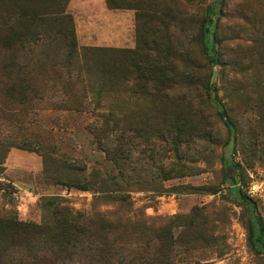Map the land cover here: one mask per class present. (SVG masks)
Instances as JSON below:
<instances>
[{
    "label": "rangeland",
    "instance_id": "rangeland-1",
    "mask_svg": "<svg viewBox=\"0 0 264 264\" xmlns=\"http://www.w3.org/2000/svg\"><path fill=\"white\" fill-rule=\"evenodd\" d=\"M216 2L119 0L122 8L110 9L106 0H69L65 12L73 20L81 68L93 61L103 70L120 65L123 60L114 50L130 52L129 57L135 50L156 57L140 42L144 30L146 38L147 31L156 29L158 37L152 39L161 46L156 67L164 98L129 78L110 82L99 70L90 77L84 71L79 86L88 104L78 111L62 107L63 97H50L49 84L40 83L48 90L42 99L33 97L37 101L25 116L28 145L34 151H0V217L40 225L51 218L45 202L57 199L62 206L98 214L103 221L126 222L138 215L147 227L166 225L177 239L175 264H264V256L248 242L249 210L228 182L238 178L247 185L246 192L252 182L262 183L264 189V0H227L221 20L213 18L210 38L217 33L220 44L215 46L225 67L211 66L200 36L201 23ZM150 5L162 6L154 9L163 12L161 22L139 18ZM2 13L0 6V26ZM68 50L62 36H42L17 53L20 70L38 74L51 69V61H66ZM0 57H5L1 49ZM219 109H226L236 127L235 144L228 145ZM94 110L114 115V173L118 181H129L124 190L132 211L97 199L101 194L96 186L89 191L66 189L47 178L95 182L94 173L111 164L87 128ZM43 150L61 161L46 173ZM63 162L77 171L68 173ZM254 202L264 221V198ZM19 242L24 245L21 257L28 240ZM37 252V263L59 264L56 258L45 261L48 253ZM90 263L81 255L62 264Z\"/></svg>",
    "mask_w": 264,
    "mask_h": 264
},
{
    "label": "trees",
    "instance_id": "trees-1",
    "mask_svg": "<svg viewBox=\"0 0 264 264\" xmlns=\"http://www.w3.org/2000/svg\"><path fill=\"white\" fill-rule=\"evenodd\" d=\"M68 2L69 0H1L4 24L0 26V49L5 57H0V83L3 87L0 97H4L0 100L2 103L0 104V151L4 148L34 151V148L28 145L30 140L29 135L25 133V116L33 102L37 101V98L42 99L48 90L44 89L45 87L40 83L49 84V91L52 92L50 97H57V95L63 97L62 107L68 106L78 111L85 109L88 104L86 92L79 86L82 84L84 71L90 77L93 72L99 70L110 82L118 81L119 78L121 80L129 78L137 85L151 88L160 99L164 98L165 88L160 86L161 70L156 67L161 46L158 40L152 39L158 37L156 29L147 31L146 38L143 37L144 30L140 38L143 46H147L151 52H156V57L145 56L136 50L132 53L134 56L129 57L130 52L114 50L111 52L119 54L118 58L120 61L121 58L123 60L120 65L118 63L114 66L110 65L103 70L98 68L97 64L94 66L93 61L88 62L86 68H81L78 66L77 58L79 57L73 20L65 12ZM106 2L110 9L122 8L117 4L119 0H106ZM226 2L227 0H217L216 4L209 8V14L200 26L201 43L212 67L226 66L220 59L219 51L216 50L215 45L220 44L217 33L214 34V38H210L213 18L217 17L218 22L221 20ZM150 6L143 9V14L139 15V18H144L147 23L161 22L163 12L156 13L155 10L162 9V6ZM55 33L62 36L64 43L68 46L69 54L66 61L62 63L57 60L51 61L52 63L49 64L51 69L38 74L21 71V62L17 53L23 50L26 44H34L40 37H51ZM148 39L151 41L149 42ZM94 51L96 50L86 52ZM91 59L89 60L92 61ZM133 71L136 72L133 73ZM218 115L227 128L228 145L235 144L238 135L228 112L226 109H219ZM93 116L94 120L87 128L108 157L106 161L111 164L103 166V169L94 173L97 176L95 182L48 176L47 178L52 181V185L63 186L66 189L89 191L96 186L101 194L97 199L113 201L121 209L132 211L129 195L124 190V185L129 186V181L128 179L125 182L118 181L114 173L116 164L114 115L111 112L94 110ZM41 153L44 157L46 173L60 159L49 157L45 150ZM128 155L129 152L126 149L124 158L126 162ZM73 166L64 163L63 169L68 173L77 171V168ZM231 166L236 167L233 164ZM223 167H228L225 159ZM3 173L4 168L0 167V179ZM228 182L249 210L248 242L254 251L264 256V221L257 212L256 203L247 195V185H243L241 180L235 178L233 182ZM0 190H4L1 184ZM45 206L52 211L51 218L40 225L0 217V264H40L36 262L37 251L48 253L45 261L47 258H56L59 264L73 261L81 255L87 256L90 264H175L172 259L177 239L171 229L164 224L147 227L142 219L137 218L138 215H136L137 219L126 222L127 219L122 218L117 222L103 221L98 214L75 212L67 206H62L61 201L57 199L48 200ZM21 238L28 240V244L24 256L19 257L21 253L19 251L24 246L18 244ZM17 239L18 242L15 243ZM112 255L115 257L114 262L111 260Z\"/></svg>",
    "mask_w": 264,
    "mask_h": 264
},
{
    "label": "built area",
    "instance_id": "built-area-1",
    "mask_svg": "<svg viewBox=\"0 0 264 264\" xmlns=\"http://www.w3.org/2000/svg\"><path fill=\"white\" fill-rule=\"evenodd\" d=\"M247 195L253 201L257 200L258 198H264L263 193V184L259 182H252L249 187L247 188Z\"/></svg>",
    "mask_w": 264,
    "mask_h": 264
}]
</instances>
